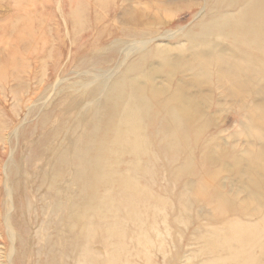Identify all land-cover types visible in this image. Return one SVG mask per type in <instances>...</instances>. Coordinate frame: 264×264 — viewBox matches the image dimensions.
<instances>
[{
  "label": "bare ground",
  "instance_id": "1",
  "mask_svg": "<svg viewBox=\"0 0 264 264\" xmlns=\"http://www.w3.org/2000/svg\"><path fill=\"white\" fill-rule=\"evenodd\" d=\"M209 1L210 0H202L197 6L200 5V9H202V7L205 9ZM214 1L216 6L220 8L219 6L221 4L219 1ZM98 2V6H103V4H105V7L109 6L108 2H106L107 5L103 0H98ZM221 3H224V5L227 4V7L231 8L236 5L237 0H221ZM153 9L160 11V7L158 6H153ZM172 9L174 11V7H172ZM74 13L76 12L74 11ZM233 13H230V15H227L228 13L224 15L223 13L214 17L210 15L211 19L208 21L203 19L204 15L201 16L199 23L202 22V27L205 24H207V26L202 28V32L198 34L197 32L196 34H190L185 31L187 32L184 35L185 42H181V44L178 45L157 44V46L153 48V42L159 39V37L154 39L144 37L141 40L132 41L128 44L126 49L121 51L122 53L119 59L113 63L112 67L107 66L108 70L105 71H103V68H98L99 70H97L96 73L92 75L93 77L87 80L86 83L79 84V86H71L67 82L63 83V79H59L60 81H56V83L46 89L44 88L45 91L42 94H46V96L39 97L42 99L45 98V101L49 98L50 102L47 105H45V103L43 104V106L45 105L43 110L47 111L51 105H54L53 100L57 99V108L60 114L58 118L62 120L61 123L63 126H61L62 132L60 134V142L49 157L47 161L48 167L46 169L45 166L46 170H44L41 180V184L45 188L47 187V189L41 197L42 209H40V207L38 208V210L40 209L42 211H40L42 216V222L40 224L42 227L40 226L41 229L39 231V248L37 247L38 249L35 250L37 251V259H35L37 261L36 264H69L68 261L78 252L81 253V251H83L84 254L80 255L81 262L78 260L77 264H89L91 259H93L91 264H94L95 261V264H128L124 261L123 263L121 262L122 257L125 255L124 260H126V256L128 255L127 240H131L132 243L134 242L137 247L141 248L139 252H141L142 255L144 253L143 256L147 257L146 261L149 259L148 256L153 249L152 242L155 241H152L150 238L151 236L148 234L149 226H147L146 229L147 222H149L148 218L150 217L149 211L154 210V213L152 212V218L154 220L152 221L153 227H151L150 231L155 234L154 239L157 237L156 234L163 239V234L161 235L154 227V216L158 215V213L164 214V206L166 205H158V202L156 205L150 202L151 199H156V197H158L156 196L157 194L153 191L154 195H151L149 193L150 188L147 191V188L151 187V185L146 189L141 186V178H139L141 173L139 171L141 170L145 177L149 176L152 171L148 168L149 166L145 168V172L139 168V163L136 165L137 161L134 164L136 166L130 167L134 162L133 160V162L127 166L128 169L126 168V170L123 171L120 163L124 157H134L139 162L142 157L145 156L148 157L149 162L152 157L155 158V151L152 149L153 145L151 139L148 137L147 130L152 124L153 119L156 121V138H165L164 142L167 143L162 145L159 151H167L168 153L169 159L167 162L172 166V174L175 177L173 178L174 183L175 179L176 182H179L189 177V180L185 179L181 192L190 193L193 187V182L190 181V178L197 176L193 173L196 168L197 170L199 169L198 174L213 170L211 176H208V181H205L206 184L203 189L211 193L212 201L218 203V211L233 217L239 216L250 223H252L251 219H257V224H253L255 230L263 228L264 231V84H262V86L259 85V83H264V0H248L241 10L239 9L238 12H235V14L237 13L236 15H233ZM134 16L132 20H127L118 32H128L136 36H144L148 33L149 36L156 31V28L152 24H144L141 21L139 13L134 14ZM99 19L100 18H98V20ZM39 22L40 24L42 23V21ZM39 22L37 21V23ZM196 24H198V21ZM138 27H140L141 30H139ZM71 28L70 31L75 37L78 33L76 30L79 29L80 26L73 22ZM27 30L30 32V29ZM181 30L182 29L174 33L166 32L165 35L168 38H172L181 32ZM15 31L17 32L18 29L13 30L14 34H16ZM32 31L35 30L31 29V33H34ZM43 32L45 33V31ZM5 34L8 35L7 33ZM12 34L11 31V35ZM22 34L23 33H17V39L22 37ZM110 35L111 30H104L100 34L101 37L106 38H110ZM161 38H163V36H161ZM17 39H15L16 42H18ZM15 40L12 38V43ZM32 40L35 42L36 39L34 38ZM1 41L0 43L4 42V40ZM19 41H21V39ZM10 43L8 42V44ZM31 43L32 42H30V44ZM42 43L40 51L41 56L46 55L47 46L50 45V42L48 44L47 41H42ZM17 44L18 48H21V46L26 47L22 42H18ZM30 44H28L29 47ZM28 46L26 48H28ZM49 47H51V45ZM15 48H17V46ZM95 48L97 49V47ZM12 50L9 48L6 54L9 68H14V65H16L19 59L18 56L13 55ZM28 50H30V48H28ZM153 55L157 56L160 60L149 64L147 71H138L139 67L142 66L143 63L145 64ZM40 60H42V58ZM44 61L45 60H43V62ZM45 62L42 63V65L45 64ZM55 62H53V64ZM253 62L258 65L255 67ZM1 64L2 63H0V65ZM23 67L24 66H22V69ZM2 68L4 69V67ZM1 70L0 68V71ZM20 70L21 69H19V71ZM43 70L45 69L43 68ZM43 70H41V72ZM14 72L15 70L10 74L11 79L21 85L23 81L18 76V70L16 73ZM42 73L41 75L44 74ZM134 74H137V76H133ZM1 79L3 80V78ZM39 82L40 80L38 83ZM24 84H27V82ZM12 90L10 92H12ZM67 90L68 94H66ZM16 97H14V101H17ZM25 106L27 105L25 104ZM32 106H34V104L29 105L27 109L31 110ZM227 109L241 115L243 122L239 126L242 138H240V135H238V137L230 136L226 138L211 136L215 131L222 129V125L218 120L220 119L219 114L225 112ZM52 112L54 113V109ZM40 114L42 113H39V115ZM42 116L44 117L43 114ZM42 119L41 121L39 119L41 123L43 122ZM47 119L44 120L47 121ZM44 122L43 124L47 123ZM37 123L39 124V122ZM32 128H34V125ZM210 129L213 131L209 134L208 132ZM18 130V128L15 129L12 135L17 136L19 134ZM206 132L209 134L207 140L203 137ZM218 133L220 135L221 131ZM205 141L208 142H206V144L209 146L200 148L201 144ZM13 149L12 147L11 152H9L10 159ZM28 156L29 155H27V157ZM23 160H25V158ZM196 160L199 161L198 164H196ZM131 161L132 160L129 162ZM154 161L157 162L156 159ZM151 165L153 168L154 164L152 163ZM30 167H32L31 164ZM222 174H225L227 176L226 179L231 182L230 189L227 191L225 187L227 182L220 183V180L218 181V178L221 177ZM151 178L149 177V179ZM201 178L202 177L199 179ZM152 180L150 181L152 182ZM156 180L158 179L156 178ZM143 181L145 182V180ZM154 182L156 183V181H153V185ZM234 184L236 185L235 188L233 187ZM145 186L147 185L145 184ZM4 189L6 192L4 201L6 214L3 220L5 226L3 233L7 236L10 245L5 253L6 255L3 258L0 256V264H14L13 258L17 251L16 241L21 242V240H19V234L11 218V213L14 209L13 197L15 193L10 179L4 182ZM33 192L35 191L33 190ZM241 194L244 196L243 199L239 198ZM25 202L27 201L25 200ZM164 203L167 204L168 202ZM183 204H185L183 207L184 211H186L187 208L190 209L192 206L190 199L184 201ZM168 216L169 215L166 217ZM157 217H159V215ZM197 217L201 220H205V222H209L213 219L205 214H198ZM164 220L166 222V219ZM163 223L164 222H162V225L164 226ZM180 223L183 224V227H187L185 219L181 220ZM167 225L165 227L169 226ZM230 226H232V224ZM242 226L244 227L245 225ZM156 227L158 228V223ZM165 227H163V230ZM35 228L38 229L37 227ZM240 228L242 229V227ZM232 229L233 228H231V230ZM171 230L172 229H170V231ZM209 230L215 231V229ZM216 230L219 231V229ZM164 231L166 234L165 236L169 237V234H171L169 229L166 228ZM214 231H211L210 235H212ZM205 233L202 234L205 235ZM236 233L237 232H235V234ZM251 233H253V231ZM184 234L186 233L184 232ZM202 234L200 236L203 237L202 239L208 237V234L207 236H202ZM215 235H217V232ZM227 235H232L229 229ZM196 236L199 237L198 235ZM224 237H226L225 234ZM234 237L235 236H233V238ZM258 237L261 236L258 235ZM227 238L230 237L227 236ZM237 238L240 237L237 235ZM161 239L160 242L162 241ZM210 240H213L211 236ZM215 240L216 239L212 242L214 246L217 243ZM239 241L241 240L239 239ZM98 242L102 244L100 245L104 249V254H102L103 252L98 254L94 249V244ZM220 242L223 244L222 241ZM241 242L240 244H243V242ZM155 243L158 245L159 242ZM245 243L246 242H244V244ZM230 244L232 245V243ZM235 245L237 244L235 243ZM163 246L165 245L162 243V247ZM218 246H212V252L208 248L207 249L211 253H213V251L217 252L215 248H218ZM223 246L226 245L223 244ZM240 246L242 247V245ZM249 246H251V244ZM232 247V249H234V246ZM20 248L23 247L21 246ZM133 248L134 247H132V249ZM222 248L225 249L224 247ZM235 248L237 247L235 246ZM243 249L244 248L241 250L243 251ZM248 249L245 248V251L248 250L252 252V250H254H250L251 248ZM107 250H110V252ZM158 250L160 251V248H158ZM162 250H165V248ZM134 251L135 250H133V252ZM235 251H238V255H240V248H238V250L235 249ZM209 252L207 253L206 251L207 254H209ZM220 252H222V250ZM158 253L159 252H157V254ZM198 253L201 255V250ZM224 253L226 255L229 251H227V253L224 251ZM251 254L245 255L246 258L244 256L243 259L239 257L242 260L241 262L237 261V264H250L248 262V257H250ZM213 255H217V253H213ZM103 256H105V258ZM256 257L258 258V256H254L253 258L256 259ZM1 259H3V262ZM187 259L189 260V257ZM258 259H260V257ZM149 260L147 262H150ZM228 260L230 259L228 258ZM28 261L30 263L31 260L26 257L25 264H27ZM253 262L256 263L254 260ZM150 264L152 263L150 262Z\"/></svg>",
  "mask_w": 264,
  "mask_h": 264
},
{
  "label": "rangeland",
  "instance_id": "2",
  "mask_svg": "<svg viewBox=\"0 0 264 264\" xmlns=\"http://www.w3.org/2000/svg\"><path fill=\"white\" fill-rule=\"evenodd\" d=\"M99 1H101V0H99ZM103 1H105V3L108 2L109 6L105 7V4H103V6H98L99 5L98 0H0V39L4 40V42H2L3 40L2 41L0 40L2 42V43H0V63H2L1 64L2 66L0 65V68L2 69L0 71V91H1V93H0V256H1V258H3L6 255L5 253L7 252L9 245H10V242H9L7 236L3 233V231L5 230L3 220H4V217L6 214V211H5L6 206L4 205L5 196H6V192L4 189V182L8 181V179H10L11 183H12L13 191L15 193V196L13 197L14 209L11 213V218L13 221V225H14L15 229L17 230V233L19 234V240H21V242L16 241L17 242L16 243V250L17 251H16V254L13 258L14 264H25L26 257L31 260L30 263L28 261L27 264H36V262H37L35 260V259H37V251H35V250H37L39 248V241H38L39 231L42 227V225L40 224L42 222V216L40 214L42 212L40 210V209H42L41 197L47 189V187L45 188L41 184V180L43 177L44 170H46L48 167L47 161H48L49 157L51 156L52 152L55 150V148L58 146V144L60 142V136H61L60 134L62 132V127H61V126H63V124L61 123L62 120H60L58 118V116H60L59 110L57 108L58 100L57 99L53 100L54 105L53 106L51 105L47 109V111L43 110L45 105H47L50 102L49 98H48L49 100L47 99L45 101V98L42 99L41 97H39V96H42V97L46 96V94H42L45 91V89L47 87L53 85L54 83H56V81H60L61 79H63L62 80L63 83L67 82L71 86L72 85L73 86H79V84L86 83L87 80H90L93 77L92 75L94 73H96L97 70L103 68V71H105V70H108L107 66L112 67L113 63L117 59H119L120 54L122 53L121 51H123V49H126L128 47V44H130V42L135 41V40L136 41L141 40L144 37L145 38L146 37L147 38H153V39L159 37V39H157L156 41L153 42V45H152L153 48L156 47L157 44L158 45H164V44L178 45V44H181V42H185V37H184L185 33L188 32L190 34H196V32H197V34H198V33L202 32L201 31L202 28H205L207 26V24H205L202 27L201 26L202 22L199 23L201 16L204 15L203 19L208 21L209 19H211L210 15H213L212 17L219 16V14H223V13H224V15H226V13H228L227 15H230V13H233V12H234L233 13V15H234L235 12H238L239 9L241 10L242 7H244V5L247 3L248 0L247 1L237 0L236 5H234L235 7L234 6L231 7L232 9L230 7L228 8L227 4H225V5H224V3L222 4L221 0H218L221 5L219 3H217L218 5H220L219 6L220 8H218L216 6L214 0L213 1L210 0L205 9L203 7H202V9H200L201 8L200 5L197 6V4H200L202 2V0H167V1L166 0H164V1L163 0H103ZM165 2H169V3H165ZM172 2L176 5H174ZM166 4H167V6H166ZM153 6L160 7V11L153 9ZM73 7H74V9H73ZM172 7H174V11H173ZM214 7L215 8L217 7L216 8L217 10ZM207 8L209 11L207 10ZM233 8H235V9H233ZM235 10H238V11H235ZM74 11L76 13H74ZM164 11H165V14H164ZM170 12H171V14H170ZM208 12H210V13H208ZM138 13L140 14V19L144 24H152L156 28V31H154L151 35H149L150 37L148 36V33H146L144 36H136L132 33L129 34L128 32H125V33H121V31L118 32V30L121 28V26H123L126 23L127 20H132V18L135 17L134 14H138ZM124 15H125V19H124ZM98 18H100V19L98 20ZM37 21L38 22L42 21V23L41 24H40V22L37 23ZM197 21H198V24H196ZM73 22H75V24H78L80 26V28L76 30V31H78V33L76 34L75 37L72 35V33L70 31L72 29L71 27H72ZM25 24H27V25H25ZM17 26H18V28H17ZM26 26H27V29H30V32H29V30L26 29ZM9 28H11L12 30ZM190 28H192V29H190ZM17 29L20 33H23L22 34L23 38L19 37V39H17L18 38L17 33L18 34H20V33L18 31L17 32L15 31L16 34H14V32H13V30H17ZM19 29H21V30H19ZM31 29L35 30V31H32L34 33H31ZM82 29H84V30H82ZM138 29L141 30L140 27H138ZM180 29H182L181 32H179L178 34H176L172 38H168L165 35L166 32H170V33L173 32L174 33V32L179 31ZM104 30H111L110 38L108 37L109 39L106 37L100 36V34ZM188 30H190V31H188ZM11 31L13 33L12 35H11ZM27 31H28V33H27ZM43 31H45V33ZM183 31H184V33H183ZM185 31H187V32H185ZM5 33H7L8 35H6ZM41 33H42V35H41ZM33 34H34V36H33ZM30 36L33 38H31ZM161 36H163V38H161ZM37 37H39L41 40ZM41 37H43V38H41ZM10 38H11V41H10ZM12 38L14 40L17 39V41L19 43L22 42L24 44V46H26V47L28 46V44H30V42H32L33 44L31 43L30 47L28 46V48H30V50H28V48L23 47V46H21V48H18V44H17L18 42H16V40H15L12 43ZM34 38L36 39L35 42H33L34 40H32ZM20 39H21V41H19ZM42 41L43 42L47 41L48 44L50 42V45H51V47H49L50 45L47 46L46 55H43V56L40 55V51L42 48L41 45L43 44ZM8 42L9 43L11 42L10 44L12 46H15L17 44L16 45L17 48H15L16 46L12 47L10 44H8ZM26 42H28V43H26ZM8 47L11 48V50L13 49L12 50L13 55L18 56V58H19L16 65H14L16 68L15 67L13 68L12 66H11L12 68L8 67L9 63H7V59H6V54L8 53V49H9ZM95 47H97V49ZM48 49H49V51H48ZM15 52H16V54H15ZM17 52L19 53V55ZM19 56L20 57L22 56V57L20 58ZM27 56H29V57H27ZM46 56H48V57H46ZM59 57H60V59H59ZM41 58H42V60H40ZM48 58H50V59H48ZM104 58H106L107 60ZM43 60L46 61V62L44 61L45 62V64H43L44 66L42 65V63H44ZM159 60L160 59L157 56H155V55L151 56V58L149 60H147V62L145 64L143 63L142 66L139 67L138 71H141V72L147 71V68H149V64H151L152 62H158ZM255 61H257V60H255ZM53 62H55V63L53 64ZM254 62H253V65L256 67L258 64L256 65L255 63H257L258 61L255 63ZM40 64L45 70H43V68L40 66ZM22 66H24L23 69H22ZM2 67H4V69L7 67L5 69L6 72ZM13 69L15 70L14 73H16L18 70V76L23 81L21 85H19L18 82L13 81L11 79L10 74L12 73V71H14ZM19 69H21V70L19 71ZM22 70L24 73L22 72ZM41 70H43L42 72L44 74L41 72ZM63 71H64V73H63ZM25 72H26V74H25ZM41 73L43 75H41ZM88 73H90L91 75ZM7 75H9V76H7ZM40 75L42 76V78ZM133 76H137V74H134ZM263 77H264V74H263ZM1 78H3V80ZM39 80H40V82L38 83ZM3 81H4V83H3ZM26 82H27V84H24ZM15 83H17V84H15ZM74 83H75V85H74ZM33 84H35V85H33ZM262 84H264V83H261V84L259 83L260 86H262ZM11 90L13 93L10 92ZM34 93H36V94H34ZM66 94H68V90L66 91ZM62 95H65V94H62ZM51 96H53V95H51ZM14 97H16L17 101H14L15 100ZM43 100H44V102H43ZM20 102H21V104H20ZM44 103H45V105L43 106ZM25 104L27 106H25ZM32 104H34V106H32L31 110H28L27 107L29 105H32ZM53 109H54V113L52 112ZM39 113H42L44 115V117L42 116V114L39 115ZM51 113H53V114H51ZM40 116L44 119L48 118L49 120L47 119V121H46V120L42 119ZM219 116H220V119H218V120L220 121V123L222 125V129L219 130V131H221V134L219 135V133H218L219 131H215L211 136H214V137L218 136L221 138H226V137H230V136H237L238 137V135H240V132H241L239 125H241V123L243 122L241 115L239 113H235L232 110L227 109L225 112L220 113ZM39 119H40V121L42 119L43 122L45 121L44 123H46V122L47 123L43 124V122L41 123L39 121ZM37 122H39V124ZM59 123H61V124H59ZM33 125H34L35 129L32 128ZM155 126H156V121L153 119L152 124L150 125L149 129H147L148 130V137L151 139V142L153 145L152 149L155 151V158L150 157L151 158L150 162H151V164L152 163L154 164L153 166L155 167V169H154V167L152 168V165L150 164L148 157H146V156L142 157L140 162L137 159H135L134 157H131V158L124 157L120 163L121 167L123 168L122 169L123 171L126 170L127 166L130 165V163H132L133 160H134V162L130 165V167L136 166L137 163H139V165H138L139 168L144 171L145 168L149 166L148 168H150L152 170L151 171L149 169L152 172V173L150 172L149 176L145 177L142 174L143 172L141 170L139 171L141 173L139 175V178H141L140 179L141 186L143 188L145 187V189H146L148 186L151 185L152 188L148 187L147 191L150 188L149 193L151 195H154V192H155L157 194L156 196L159 197L158 198L155 196L156 199L157 198L160 199V200L151 199L150 202L155 203L156 205L158 203H159L158 205H160V204L162 206L166 205V206H164V209H165L164 214H166V215H164L163 213H162L163 215L158 213L160 218L157 217L158 215L154 216L155 223H156V224L154 223V227H155V229H157L159 231V233L161 235L163 234L162 237L164 236L163 237L164 240L161 239L157 234H156V236H157L156 239L157 238L158 239L157 240L154 239L155 234L150 231L151 227H153L152 221H154V220L152 218V215H153L152 212L154 213V210L149 211L150 217L148 218L149 222H147L146 229H147V226H149L148 227V230H149L148 234L151 236L150 238L152 239V241H154V240L155 241L152 242V244H153V249L151 250L152 255L150 254L151 257H150V255L148 256L150 259V260L149 259L148 260L152 264H182V263L183 264H199V263L200 264H215L216 262H217L216 264H228V262H229V264H231V262H232V264H235V263L237 264V261L241 262V260L244 258L245 255L246 256L250 255L253 252L251 254V256H253V255L258 256V258L260 257V259H258L257 257L255 259V258H253L254 256L253 257L250 256V257H248V260H249L248 262L251 264L254 260L258 264H261V263L264 264V262H263L264 261V259H263L264 258V255H263L264 249H262V248H264V243H262V242H264V240H263V238H264L263 232L264 231H263V228H260L259 230H255L253 224H255V225L257 224L256 223L257 219H251L252 223H250V222H247L244 218H241L239 216L233 217V216H230L228 214H223L222 212L218 211V209H219L218 203L215 201H212L211 200V193L207 192L203 189L204 185L206 184L205 181H208V176H211V173H213V170H211L210 172H202V174H198L199 169L197 170V168H196L193 173H195V175H197V176L190 178V181L193 182V187H192L190 193L186 192L187 195H186V193H182L181 191H182L183 183H185V179L189 180V177L182 179L179 182H176V179H175V183H174L173 178H175V177L172 174V172H173L172 166L170 165V163L167 162V160L169 159L168 153H167V151H159L160 147L164 144H167V143L164 142L165 138H161V137L156 138V136H155L156 127ZM17 128L19 129L18 130L19 134L17 136H13L12 133ZM60 128H61V130H60ZM212 131L213 130L210 129L209 132L208 131L207 132L210 134ZM55 132H57V133H55ZM207 132L203 135L205 140L208 139L207 136L209 134ZM240 138H242V134L240 135ZM206 142L207 141L202 143L200 148L208 147L209 145H207ZM12 147L14 149H13L12 156L10 159V157H9L10 153L9 152H11ZM188 147H189V145H188ZM31 149H32V151H31ZM27 155H29V156L27 157ZM24 158H25V160H23ZM27 158H28V160H27ZM164 158H165V160H164ZM30 159H31V161H30ZM155 159L157 162L154 161ZM35 160H37V161H35ZM130 160H132V161L129 162ZM28 162H29V164H28ZM135 162H136V165H134ZM195 162H196V164L199 163V161H197V160ZM125 163H127V164H125ZM30 164L32 165V167H30ZM13 165H15V166H13ZM45 166H46V169H45ZM9 169H10V172H9ZM153 171H154V173H153ZM150 175L152 176V178ZM149 177L151 179H149ZM200 177H202V178L199 179ZM226 177L227 176L225 174H222L221 177L218 178V181L220 180L219 181L220 183H226L227 182V185L225 186L226 191H227L230 189L231 182H229V180L226 179ZM156 178L158 180H156ZM143 180H145V182ZM150 180H152V182ZM153 181H156V183L154 182V185L152 184ZM231 181H232V179H231ZM144 183L147 186H145ZM174 184H175V186H174ZM173 186H174V188H173ZM200 187H202V188H200ZM233 187L235 188L236 185L234 184ZM177 188H178V190H177ZM37 189H39V190H37ZM33 190L36 193L33 192ZM3 196H4V198H3ZM26 196H27V198H26ZM239 198L243 199L244 198L243 194H241V196ZM188 199L191 200V203H192L191 208L192 209L187 208L186 211H184L183 207L185 206V204H183V202L187 201ZM25 200L27 202H25ZM164 202H168V203L166 204ZM171 206L172 207L174 206V207L172 208ZM39 207H40V209L38 210ZM198 214H203V215L205 214V215L209 216V218H213V219L209 222H205V220H203V219L201 220L197 217ZM167 215H169V216L166 217ZM190 217H191V219H190ZM162 218H163V220L166 219V222H165V220L163 221ZM183 219H185V221L189 224L188 225L186 223L187 227L185 226V224H184L185 227H183V224L180 223L181 220H183ZM160 220H161V222H160ZM237 220H239V221H237ZM162 222H164L163 223L164 226L162 225ZM191 222H192V224H191ZM157 223H158V228L156 227ZM230 223L232 224V226H230L231 225ZM239 223H241V224H239ZM166 225L168 227H165ZM235 225H236V228H235ZM242 225H245V226L243 227ZM251 225H253V226H251ZM35 227H37L38 229H36ZM163 227H165L164 230L166 228H168L169 231H170V229L173 230V231L172 230L170 231L171 234H169V237L165 236L166 234H165V231L163 230ZM169 227H171V228H169ZM240 227H242V229ZM231 228H233V229L231 230ZM247 228H249V229H247ZM252 228H254V229H252ZM209 229H215V231L209 230ZM216 229H219V231ZM228 229H229V232L232 234L231 236L227 235ZM250 229H251V231H250ZM221 230H223V231H221ZM224 230L226 233L224 232ZM208 231H209V233H208ZM211 231H214L213 232L214 235L212 233H211L212 235H210ZM252 231H253V233H251ZM259 231H260V233H259ZM261 231H262V233H261ZM184 232L186 234H184ZM216 232H217V235H215ZM223 232L226 235V237H224ZM235 232H237L236 234L240 238H237V235L235 234ZM179 233H182V234H179ZM202 233L203 234L205 233V235H203ZM34 234H36L37 236ZM153 234H154V236H153ZM201 234H202V236H207V234H208L209 238L205 237L206 239L204 238L205 239L204 240V239H202L203 237H200ZM261 234H263V235H261ZM196 235H198L199 237H197ZM209 235L212 237L213 240L216 239L215 242H217V243L215 244V246H218V244H219L218 248L217 247L215 248V250L217 252L213 251V253L214 254L217 253V255H213V253H211L212 252L211 250H213L212 246L213 247H215V246H214V243L212 244V242H214V241L210 240ZM248 235H249V237H248ZM258 235L261 237H258ZM181 236H183V237H181ZM227 236L230 238H227ZM233 236H235V237L233 238ZM33 237H35V238H33ZM222 237H224V238H222ZM242 238H243V240H242ZM160 239L164 242H162V241L160 242ZM165 239L167 242L165 241ZM239 239L243 242V244H240L241 241H239ZM130 241L131 240H127L128 255L126 256V260H124V258H125V255H124L122 257L121 262L123 263V261H124V262H127L128 264H150V262H147L148 260L146 261L147 257L143 256L144 253L142 255L141 252H139L141 250V248L137 247V245L134 242L132 243V241L131 242ZM220 241H222L223 244H225L226 246H223V244ZM155 242H157V243L159 242L158 245ZM204 242H206L207 244ZM208 242H210V243H208ZM244 242H246V243L244 244ZM98 243L94 244V249L96 250V252L98 254H101L104 251V249L101 246L102 244L101 243L98 244ZM162 243L165 246L162 247ZM230 243H232V245ZM235 243L237 245H235ZM2 244H4V245H2ZM18 244H20V245H18ZM208 244L210 247L208 246ZM250 244H251V246H249ZM166 245H168V246H166ZM240 245H242V247ZM246 245L248 248H251L250 250H252V249H254V250H252V252H249L248 251L249 249L246 247ZM252 245H253V247H252ZM21 246L23 248H20ZM25 246H26V248H25ZM232 246H234V249H232L233 248ZM235 246L237 248H235ZM132 247H134V248L132 249ZM157 247L160 248V251L158 250ZM201 247H202V249H201ZM222 247H224L225 249H223ZM227 247H228V249H227ZM3 248H5V249H3ZM100 248H102V249H100ZM164 248H165V250H162ZM207 248L211 252H209ZM238 248H240V251H239L240 255H238V251L237 252L235 251V249L238 250ZM242 248H244L243 251L241 250ZM245 248L248 250L245 251ZM259 249H260V251H259ZM133 250H135L134 251L135 253L133 252ZM161 250H162V252H161ZM200 250H201V255H200V253H198V252H200ZM221 250H222L223 254H222V252H220ZM226 250L229 251L230 254L227 253ZM230 250H231V252H230ZM98 251H100V252H98ZM107 251L110 252V250H107ZM206 251H207V253L209 252V254H207ZM224 251L227 253L226 255H225ZM138 252H139V254H138ZM153 252H154V254H153ZM157 252H159V253L157 254ZM243 252H246V253H243ZM79 253L80 252L75 254V256L72 259H70L68 261V263L69 264H77L78 260H79V262H81L80 261V259H81L80 255L84 254V252L81 251V253L80 254ZM218 253H220V254H218ZM261 253H262V255H261ZM102 254H104V252ZM163 254L167 255V256H164ZM171 254H172V256H171ZM256 254H258V255H256ZM133 255H134V257H133ZM169 255H170V257H169ZM194 256H196V257H194ZM209 256H210V258H209ZM246 256H245V258H246ZM103 257L105 258V256H103ZM137 257H138V259H137ZM162 257H165V258H162ZM186 257L187 258L189 257V260ZM239 257L242 259H240ZM228 258L230 260H228ZM232 258H234V259H232ZM235 258H236V260H235ZM252 258H253V260H252ZM163 259H164V261H163ZM231 259L233 261L235 260L236 262L234 261L235 262L234 263ZM185 260H186V262H185ZM210 260H212V261H210ZM1 261L3 262V259H1ZM92 262H93V259H91V261H89V264H91ZM95 263H96V261L94 262V264ZM256 263H254V264H256Z\"/></svg>",
  "mask_w": 264,
  "mask_h": 264
}]
</instances>
